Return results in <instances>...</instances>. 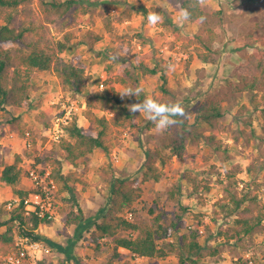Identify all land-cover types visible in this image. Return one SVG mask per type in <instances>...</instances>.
Here are the masks:
<instances>
[{"label": "rangeland", "instance_id": "rangeland-1", "mask_svg": "<svg viewBox=\"0 0 264 264\" xmlns=\"http://www.w3.org/2000/svg\"><path fill=\"white\" fill-rule=\"evenodd\" d=\"M87 5V13L73 28L76 35L73 43L63 53L66 60L86 68L90 76L87 92L75 95L63 89L55 74L36 72L33 76V102L29 108L10 105L0 108V156L5 161L8 156L15 160L20 152L24 157V163H21L25 167L41 163L53 169L52 162L38 161L36 157H44L60 142L47 145L50 138L47 129L53 125L56 116H62L67 108H72V118L77 116L80 125L90 127L84 116L88 107L87 96L95 91L112 94L107 82L110 69L117 73L125 64L131 72L137 73L136 60L140 57L151 64L162 62L173 90L165 102L181 104L190 118L192 138L188 142L186 156L182 159L174 156L166 164L157 160L162 178L158 181L144 180L149 163L156 158L158 149H162L163 137L170 129L158 130L144 113L147 121L141 128L126 126L116 132L109 153L97 150L90 163L79 168L64 162L63 170L77 171L87 181V185L78 184V201L86 216H94L100 208L108 206L111 185L117 177H129L139 183L141 195L132 208L124 212L125 216L132 212V221H152L158 211L152 214L151 208L167 211L166 223L178 222L179 228L175 229L172 237L161 239L159 243L165 245L167 241H173L176 249L167 257L155 258L137 256L122 249L121 256L114 259L115 240L110 237L99 242L92 240V230L95 229L92 227L84 231L82 238L73 246L74 254L88 264H110L112 259V264H124L126 261L130 264H180L178 251L182 234L198 227L200 242L204 246L201 264H238L240 261L252 264L256 259L264 264V232L228 240L226 233H231L235 215L229 216L220 202L226 196L230 173L237 171L232 178L236 181L234 191L240 195L256 192L264 203V170L258 173L248 171L250 164L264 161V94L259 92L258 98L262 102L259 108L251 102L247 92L230 95L231 99L224 104L225 116L213 125L202 119L196 121L195 113L190 112L208 95L227 92L229 82L234 79L233 69L243 60L244 54L258 45L264 47V0H205L203 5L209 13L221 11L218 18L221 36L216 44L220 55L210 66L195 55L193 47L186 49L183 39L174 33L164 32L159 23L153 25L148 22L149 13H157L159 6L174 11L179 23L180 11L168 0H88ZM143 7L147 10L144 11ZM179 25L186 36L199 31V25L189 21ZM127 45L131 50L125 52L124 46ZM161 84L160 75H139V85L148 98L159 103L163 99ZM116 87L120 91L128 88L120 83ZM97 113L112 115L108 110H97ZM14 115H21L28 122L26 131L32 132L33 148L24 146L26 131L21 134L11 121ZM35 151L37 156L28 155ZM27 158L31 161H26ZM177 188L181 189L182 195L171 197V191ZM0 195V205L5 207L6 201L15 194L0 182ZM61 202V208L72 203L69 192L65 191ZM8 211L11 215L12 210ZM52 229L48 230V237L64 245L74 236V226L66 227L65 223L56 224ZM17 233L21 235L19 228ZM217 247L219 252L214 254ZM37 257V264H74L56 248L38 252Z\"/></svg>", "mask_w": 264, "mask_h": 264}, {"label": "trees", "instance_id": "trees-1", "mask_svg": "<svg viewBox=\"0 0 264 264\" xmlns=\"http://www.w3.org/2000/svg\"><path fill=\"white\" fill-rule=\"evenodd\" d=\"M87 1L0 0V19L2 20L0 108L6 105L29 108L33 102V76L38 71H49L55 74L60 79L63 89L75 95L87 92L90 76L86 68L66 60L63 56L76 36L73 28L88 11ZM168 1L176 10L181 7L188 9L191 13L189 22L199 25V31L188 36L184 35L174 17V11L158 6L156 10L162 17L159 25L163 31L174 33L183 39L185 48L193 47L195 55L202 62L215 64L220 55L216 44L221 36L218 25L221 11L209 13L199 0ZM143 10L146 11V7H143ZM201 17L205 18L203 22L200 20ZM109 28L112 29L110 25ZM124 49L127 52L131 50V47L127 45ZM194 52L191 54L192 57ZM135 69L138 75L131 72L125 64L117 73L110 69L107 82L112 94L95 91L87 96L88 107L84 111V116L89 121L90 127L80 125L78 117L75 116L64 126V134L60 142L54 145L44 157H36L38 161L52 162L53 177L61 184V191L70 193L72 200L68 207L61 208V213L65 226H74V236L69 239L67 245L49 237H43L44 241L50 248L63 252L66 259L74 261V264H88L74 254L73 246L82 238L84 231L92 227H95L91 234L92 240L99 242L100 239L109 237L115 240L114 259L121 256L120 247L128 249L134 255L148 258L167 257L176 249L173 241H167L165 245L159 243L161 239L172 237L175 229L179 228L178 222L166 223L167 211L159 207L151 208L152 214L158 211L152 221H132L125 216L124 212L132 208L141 195L139 183L136 184L129 177H117L111 185L108 206L100 208L94 216H86L78 201L80 195L78 184L87 185V181L77 171L63 170L64 162L79 168L88 165L92 154L97 150L109 153L112 149V138L123 127L141 128V125L147 121L143 112L133 114L128 108V105L143 102L148 98L143 87L139 85V75H160L163 91V99L160 103L168 104L165 100L172 96L173 90L169 83L166 66L162 62L151 64L144 57H140L136 60ZM233 77L227 92L212 93L190 110L191 113H195L196 121L202 119L209 124H215L225 116L224 104L231 99L230 95L232 97L240 92L250 94L251 102L256 108L260 107L262 102L258 95L259 92L264 94V47L262 45L244 54L243 60L233 69ZM117 83L124 84L128 88L139 86L143 91L138 97L121 99L119 93L122 91L117 89ZM97 110H108L112 115H99ZM11 121L17 125L21 134L25 133L28 122L21 115H14ZM189 126L190 118L187 114V118L170 127L162 140L163 150L158 149L156 158L149 163L144 173V180L158 181L162 178L157 160L166 164L174 156L181 159L186 156L188 142L192 138ZM28 155L37 156V151L29 152ZM22 160L21 154L16 155L13 163H7L0 156V182L9 186L14 194L24 198L30 188L21 183ZM261 170H264V161L259 164H250L248 167L251 173H258ZM236 172L230 173L231 180L226 187V196L220 201L226 207L229 216L235 215V225L230 227L231 233H226L228 240L253 237L264 232V203L260 201L256 192H244L240 195L234 191L233 186L236 181L232 178ZM181 195L180 188L170 193L171 197ZM181 207L183 208L182 204ZM8 212L6 207L0 205V264H6V257L17 251V228L23 235L25 232H33L41 223V220L36 217L27 218L24 215L23 203L12 210L11 215H8ZM124 232L129 234L125 235ZM35 238L40 239L39 236ZM203 248L198 227L183 233L178 251L180 264H201V259L204 257ZM218 252V247L214 248L213 253ZM26 262L31 264L29 258ZM42 264L46 263L42 262ZM124 264H130V262L126 261ZM238 264L250 263L240 261ZM252 264L262 263L256 259Z\"/></svg>", "mask_w": 264, "mask_h": 264}, {"label": "built area", "instance_id": "built-area-1", "mask_svg": "<svg viewBox=\"0 0 264 264\" xmlns=\"http://www.w3.org/2000/svg\"><path fill=\"white\" fill-rule=\"evenodd\" d=\"M101 86L104 87V82L101 83ZM71 112L72 108H67L64 115L55 117L53 125L47 129V135L50 137L47 145L51 146L53 143L60 141L64 134V126L72 120ZM23 139L26 148H33L34 140L30 130L26 131ZM0 143H2L1 140ZM21 167L25 177L30 181V191L24 198L15 194L6 201L5 207L8 210H14L23 203L24 215L27 218L36 217L40 219V225L63 224L61 197L65 192L61 191L60 183L53 177L52 168L41 163L28 167L21 163ZM132 215V212H129L126 217L130 220ZM36 236H39L40 239H36ZM43 237H46V235L42 231L40 232L38 228H35L31 233L17 234V251L6 257V264H27V258H29L31 264H37L38 252L50 251V247Z\"/></svg>", "mask_w": 264, "mask_h": 264}, {"label": "clouds", "instance_id": "clouds-1", "mask_svg": "<svg viewBox=\"0 0 264 264\" xmlns=\"http://www.w3.org/2000/svg\"><path fill=\"white\" fill-rule=\"evenodd\" d=\"M205 0H199V3L203 4ZM179 23L183 24L191 19V13L188 9L181 7L179 9ZM204 17H201V22L204 21ZM148 22L156 25L162 22V17L152 12L148 15ZM116 57H113L115 59ZM143 89L139 86L135 88H126L119 93L121 99L138 97L142 93ZM129 111L133 114L143 112L147 115L148 119L155 123L156 128L160 131L169 129L170 127L178 124L180 120L187 118V113L184 107L179 103L174 104H162L152 98H146L143 102L133 103L128 105ZM179 118V119H178Z\"/></svg>", "mask_w": 264, "mask_h": 264}, {"label": "crops", "instance_id": "crops-1", "mask_svg": "<svg viewBox=\"0 0 264 264\" xmlns=\"http://www.w3.org/2000/svg\"><path fill=\"white\" fill-rule=\"evenodd\" d=\"M207 66H210V64H206ZM212 65V64H211ZM18 154H21L20 152L18 153ZM22 155V154H21ZM22 157H23V155H22ZM30 157V156H29ZM24 158V157H23ZM31 159V158H30ZM26 161H31V160H28V158L26 159ZM6 162L7 163H13L14 162V159L13 158H11V157H7L6 158ZM22 162H24V161H22ZM22 169V168H21ZM21 183H23V184H25L27 187H29L30 186V181L27 179V177H25V175H24V173H23V171H22V178H21ZM0 197H2V195H0ZM5 198H7V197H4V199ZM55 226V225H54ZM54 226H48V225H45V224H42V225H40L39 227H38V229H39V231L41 232L42 231V233L43 234H47V236L46 237H48V235L50 234V233H48V230L50 231V230H53L52 228L54 227ZM46 230H47V232H46ZM50 236V235H49ZM50 238V237H49ZM122 249H125V248H121L120 249V251L122 250ZM126 250V249H125ZM128 250V249H127Z\"/></svg>", "mask_w": 264, "mask_h": 264}]
</instances>
